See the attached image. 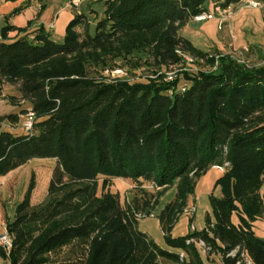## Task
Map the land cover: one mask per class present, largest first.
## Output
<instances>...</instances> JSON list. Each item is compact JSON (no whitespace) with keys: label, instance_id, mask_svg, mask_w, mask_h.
<instances>
[{"label":"trees","instance_id":"16d2710c","mask_svg":"<svg viewBox=\"0 0 264 264\" xmlns=\"http://www.w3.org/2000/svg\"><path fill=\"white\" fill-rule=\"evenodd\" d=\"M235 1L106 0L94 34L87 15L76 12L61 44L43 26L32 38L12 40L7 32L17 28L0 30V81L17 86L36 114L30 134L0 132V176L33 158L56 161L44 201L33 205L30 187L7 224L13 248L0 249L9 264H47L49 254L68 246L80 252V264H206L200 240L222 253L221 264H236L241 251L264 264V239L252 228L264 212V63L210 56L180 33L211 6ZM177 49L194 63L173 80L165 71L114 81L103 74L143 55L155 75L184 66ZM201 61L207 71L197 67ZM6 117L14 116L0 115V123ZM215 165L226 169L217 181L223 193L211 200L210 230L171 236L196 177ZM122 178L160 193L177 181V199L160 220L166 248L139 229L135 211L111 191Z\"/></svg>","mask_w":264,"mask_h":264},{"label":"rangeland","instance_id":"374dc122","mask_svg":"<svg viewBox=\"0 0 264 264\" xmlns=\"http://www.w3.org/2000/svg\"><path fill=\"white\" fill-rule=\"evenodd\" d=\"M105 2L106 0H86L84 2L82 8L83 12L88 17L89 31L91 34L95 33L96 22L105 16ZM90 8H92L93 11H90ZM203 27H209V29H207L208 34H212L215 37H217V35H219L220 33V30L217 28V23L212 27L209 26L208 21L202 23H194L187 27L185 26L181 29L180 33L182 36L189 39L196 48H198L202 52H209L211 55H213L216 52L210 51L214 49L215 45L214 43L209 41V35L206 36L203 31ZM64 36L65 34L59 37L53 33L51 35V38L56 43L61 44L64 41ZM248 50L249 48H247L246 50H234L230 40L229 44H227L224 48V53H228L233 57L244 61L247 66L264 63V59L258 56L255 51H250L248 53ZM133 60L134 62H136V64H133L131 60H128V63L120 67L127 71V75L121 77L116 76L114 77V79H112V81L116 79L133 80L138 79V77L140 76H150L152 78H155L163 73V71H165V74L168 72L178 73L179 70L186 68L185 66H175L174 68L170 67L168 70H159L157 72V75H155L151 72L154 69L153 66H151L152 58L143 55V58L141 60ZM134 67H138V69ZM197 67L203 71H207L210 68L202 61L199 62V65ZM134 71H136L137 73L135 74ZM1 88L6 94V100L0 103L1 112H9L13 104H18L15 107L16 113H19L22 109L27 110L30 108L29 102H24L23 104L19 105L21 100L14 97L17 95L18 91L14 85L8 83L4 84L0 82V90ZM22 113L24 114L25 111ZM6 118L7 120H9L8 117ZM13 122L14 121H11L12 126L17 129V127H19V124L15 125ZM6 129L7 128L2 127L1 130ZM15 132L17 134H23L25 131L21 127ZM55 165L56 161L54 158H33L16 170L13 182L9 183L11 186H8L7 190L4 193V196H6V200L12 198V200H8L6 204L9 213H15L17 205L24 199L30 187L31 203L33 205H38L44 201L47 196L49 181ZM225 169L226 168L222 166H210L205 170V172L196 177L193 192L187 195L185 205L183 206L181 213L177 216V218L173 222V226L169 229V233L171 234V236H185L189 233L195 232L196 230L201 231L205 227L208 228L207 231L210 230V225L208 224H212L214 222L211 200L214 198H219L223 193L222 186L217 181L224 174ZM110 189L112 192L118 194L119 202L122 206H129L135 211V215L138 218L139 229L146 233L150 238H152L160 247L166 248V244L164 241V231H166L167 229L166 219H164V222L162 224L160 223V220L163 217V210L171 206L177 199V181L174 185H172L162 193H160V190H157L154 187V184H150L148 186L145 184L141 185L133 182L130 178L114 180V182L111 184ZM259 191L264 205V178L262 180ZM191 206L196 207V211L193 214L183 212V209ZM236 219H238V217L234 215V220L236 221ZM252 228L258 237L264 239V212L261 216L252 221ZM203 248L205 249L206 253L213 252V255L216 256V250H208L204 246ZM242 252L243 251H241L240 255L242 254ZM48 258L49 261L47 262V264H80L82 256L80 252L75 253L70 249V246H68L52 254H49ZM161 263L172 264L165 260H162ZM211 263L213 264L212 261Z\"/></svg>","mask_w":264,"mask_h":264},{"label":"crops","instance_id":"0c3cea01","mask_svg":"<svg viewBox=\"0 0 264 264\" xmlns=\"http://www.w3.org/2000/svg\"><path fill=\"white\" fill-rule=\"evenodd\" d=\"M85 1L81 2L79 7L75 9L69 6V0H0V30L8 25L17 28L7 32L8 39L12 40L24 35L32 38L33 31L43 26L47 31H50L51 35L54 33L60 37L65 34L66 27L74 18L76 12L79 14H85L82 8ZM226 9L228 11L224 13L223 11ZM16 10L17 12H15ZM90 11H93L92 8H90ZM209 12L214 13V18L202 21H195L193 19L186 25V27L194 23H202L206 21L209 22V26L213 27L217 23V28L220 30L217 37L208 34L207 29H209V27H203L206 36L209 35V41L215 45L214 49L210 52H221L233 57L228 53H224V48L231 40L234 50H246L249 48L247 51L248 53L250 51H255L258 56L264 59V9L249 7L246 4V0H237L223 9L211 6ZM222 16L225 17L224 21H221ZM18 29L26 30L19 32ZM0 82L6 84L3 81ZM15 87L17 88V86ZM0 91V103H2L6 100V94L2 88ZM19 95L20 93L17 91V95L14 97L18 98ZM23 103L24 101L21 100L19 105ZM17 105H12L10 111L7 112L9 114H7L6 111H0V115L2 116H14L13 118H9V120L5 118L0 123V132L3 131L1 130L2 127L7 128L6 130L12 131H16L22 127L24 121L22 112L25 109L16 113L15 107ZM11 121H14L13 123L15 125L19 124V127L15 129L12 126ZM16 170L0 176V235L6 230L7 224L11 223L15 217V213L12 214L8 212L6 205L7 201H11L12 198L6 200L4 193L7 190V187L11 186L9 183L13 182ZM196 245L206 264H212L211 261L213 264L222 263V253L217 251L216 256H214L213 252H210V257H208V253L205 252L202 245H199L198 242ZM0 264H9L4 258L1 249Z\"/></svg>","mask_w":264,"mask_h":264},{"label":"built area","instance_id":"2783aa9c","mask_svg":"<svg viewBox=\"0 0 264 264\" xmlns=\"http://www.w3.org/2000/svg\"><path fill=\"white\" fill-rule=\"evenodd\" d=\"M85 0H69V6L72 8L77 9L79 7V5L81 4V2H83ZM246 4L249 7L252 8H257V9H264V0H246ZM223 11V10H222ZM221 11V12H222ZM228 10L226 9L225 11H223L224 13L227 12ZM224 15V14H222ZM214 18V13L212 12H204V13H200L196 16H194V20L195 21H202V20H206V19H212ZM225 17L222 16L221 21H224ZM178 55H180L182 57V59L185 61L184 66L186 68H184V70H188L190 69L189 66L191 64L194 63V58L185 52H182L181 50L177 49L175 51ZM212 56V55H210ZM215 66L213 68L216 67L217 64V59L218 56L215 55ZM235 59H237L239 62H244L242 60H239L238 58L234 57ZM245 63V62H244ZM183 70V69H181ZM103 74L107 77L108 80H112L114 79V77L116 76H126L127 75V71L124 70L123 68L117 67V68H106L103 71ZM177 73L176 72H168L165 74L166 76V80H173L176 77ZM185 87L182 86L180 87V91L184 92L185 91ZM169 94H172V91H169ZM24 116V121L22 123V128L24 129V131L26 133H32L33 132V128H34V122L36 119V114L32 109H28L25 111V113L23 114ZM157 190L160 188L158 186H154ZM196 211V207L195 206H191V207H186L185 209H183L184 213H188V214H193ZM199 245H202V247H206L209 250V247H207L205 245V243L200 240L198 241ZM0 247L1 249L6 253L9 254L11 249L13 248V237L12 235L7 231V229L0 235ZM204 249V248H203ZM205 250V249H204ZM237 253V249L231 250L227 255L234 257ZM241 257L238 258V260L236 261V264H253V262L242 252V254L240 255ZM216 264H221V263H216Z\"/></svg>","mask_w":264,"mask_h":264}]
</instances>
